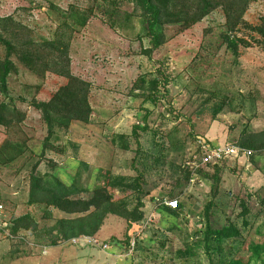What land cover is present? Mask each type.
Masks as SVG:
<instances>
[{
  "label": "rangeland",
  "instance_id": "obj_1",
  "mask_svg": "<svg viewBox=\"0 0 264 264\" xmlns=\"http://www.w3.org/2000/svg\"><path fill=\"white\" fill-rule=\"evenodd\" d=\"M72 10L92 13L70 51L72 73L92 85L91 122H74L47 143L48 128L32 105L50 100L66 80L40 79L17 62L8 94L0 91V105L16 109L12 128L0 125V203L9 219L30 214L37 227L0 237V264H264V151L201 167L186 179L201 140L211 147L264 144V51L253 45L236 57L222 39L221 9L182 34L167 27L169 41L148 58L146 22L129 0H0V17H15L39 40L53 38ZM263 15L264 0H253L245 19L257 25ZM238 36L258 37L245 28ZM143 77L162 81L157 104L134 89ZM135 127L147 130L136 136ZM33 172L76 183L85 189L77 198L104 188L122 211L141 202L144 219L129 224L109 214L93 237L98 245H72L57 222L76 215L28 204ZM139 174L140 188H128ZM173 199L183 205L177 217L162 211ZM230 225L240 237L209 254L208 228Z\"/></svg>",
  "mask_w": 264,
  "mask_h": 264
},
{
  "label": "trees",
  "instance_id": "obj_2",
  "mask_svg": "<svg viewBox=\"0 0 264 264\" xmlns=\"http://www.w3.org/2000/svg\"><path fill=\"white\" fill-rule=\"evenodd\" d=\"M129 2L136 12H140V17L146 22L145 36L150 39L151 47L144 50L143 55L148 58H151L156 50L169 41L166 33L167 27L176 26V35L182 34L219 9L223 11L226 20V31L222 34L223 42L236 57L240 56V48H251L253 45L264 51V15L257 25H251L245 19L253 0H129ZM91 15L92 13L88 15L80 10L63 13V23L56 29L53 38L45 40L37 39L34 31L15 17H0V45L5 49L4 58H0V91L3 94H8L11 76L19 74L17 62L40 79L45 80L48 74H53L66 80V84L61 86L50 100L34 102L32 105L41 113V118L48 128L47 143H50L56 134L69 130L74 122L86 124L91 122L92 85L72 73L70 56L74 36L87 27ZM241 28L257 34L258 37H252L251 40L239 37L238 32ZM162 86V81L157 78L147 80L143 77L135 83L134 89L146 92L145 100L157 104ZM15 112L16 109H11L8 104L2 103L0 105V125L11 129L14 121L9 115ZM23 117L17 123L21 124L24 121ZM139 128L134 129L136 136H138V130H147L146 127ZM239 146L256 152L264 151V144H259L257 141H242ZM124 147L129 148L128 145ZM49 148L54 150V147L50 145ZM189 160L193 161V158ZM187 171L188 181L193 176V171L191 168ZM34 172L31 176L28 204L54 208L64 214L77 216L73 219L61 218L57 222L58 234L64 240L81 235L94 237L109 214L122 217L129 224L144 219L145 214L141 211L143 206L141 202L132 212L122 211L104 188L95 189L93 196L89 199L77 198V195L85 189L80 188L76 183L66 184L53 175L37 176ZM142 177L143 175L139 174L134 179L133 185H129L128 188H140L139 181ZM125 180L120 178L119 182ZM258 199L259 206L264 212V195H258ZM182 207L180 202L178 209L164 207L162 211L171 217H177ZM9 223L13 233L37 227L35 218L30 214L18 218L11 217ZM240 235V230L231 225L217 231L208 228L206 233L208 253H215L218 245L221 246L225 241L237 239ZM259 254L255 251V255L259 256ZM229 264L249 263L233 260Z\"/></svg>",
  "mask_w": 264,
  "mask_h": 264
},
{
  "label": "built area",
  "instance_id": "obj_3",
  "mask_svg": "<svg viewBox=\"0 0 264 264\" xmlns=\"http://www.w3.org/2000/svg\"><path fill=\"white\" fill-rule=\"evenodd\" d=\"M254 152L250 149L241 147L236 144H226L217 147H211L204 141L198 142V149L195 155H193V161L187 163V166L192 171L198 170L201 167H207L209 165H217L229 158H250ZM180 201L173 199L166 202V206L176 210L179 208ZM13 231L10 229L9 217L6 215V210L2 203H0V237H6L13 239ZM68 242L75 246H94L98 245L96 238L81 235L74 237ZM107 248V246H105Z\"/></svg>",
  "mask_w": 264,
  "mask_h": 264
}]
</instances>
